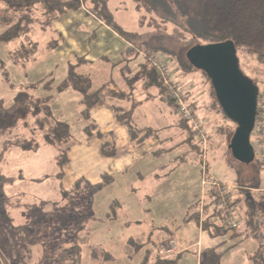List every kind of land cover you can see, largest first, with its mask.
I'll return each instance as SVG.
<instances>
[{"label":"rangeland","instance_id":"rangeland-1","mask_svg":"<svg viewBox=\"0 0 264 264\" xmlns=\"http://www.w3.org/2000/svg\"><path fill=\"white\" fill-rule=\"evenodd\" d=\"M110 10L113 20L124 30L129 34L137 33L139 36L137 38L138 42L143 41L151 47L162 48L172 55L173 59L177 58L181 63L186 61L187 52L190 47L195 45V42H191V36L183 31L181 27L165 21L166 17L162 12L159 16L144 11L138 13L133 0H111ZM74 16L75 18H73ZM89 17H83L81 13H69L66 17H62L58 21V28L62 27L64 29L62 33L65 37L59 47L51 49L46 54H41L43 56L35 61L26 59L15 62L12 55H10L11 48L15 43L12 45L1 44L0 103L4 104L5 107L12 106L16 95L24 90L35 97H43L45 94L55 92L59 94L56 88L68 74L67 60L74 56V51L78 56L88 55L89 59L96 60V66H106L103 58L97 59L101 54H107V52L102 48H95L102 31L96 27L97 20L92 16ZM141 19L143 25L140 23ZM4 31L5 27L0 25V34ZM32 38L42 47H46L49 42L59 38V32L55 28L46 32L36 28ZM76 44L77 48L73 47ZM107 55L109 58H105V60L108 62H105L108 64L109 60L115 62V58L111 54ZM172 58L168 59L170 64H172V61H170L173 60ZM239 60L249 77L262 87L264 85V66H261L255 58H247L243 54L239 55ZM134 61L142 63L144 58L142 55H137ZM132 69L134 70V66H132ZM188 72L198 75V78H194L189 84L184 85L186 87H181L182 85L178 82H175L174 85L179 87L180 90L182 89V97L186 102L189 101V104L192 102L191 108L194 112V121L201 122L203 130L206 132V147H202V149L198 146L202 151V160L206 172H209L213 177L212 179L218 180L224 186L235 183L240 177L256 175L261 179L262 187L260 190H251L247 187L240 188L237 185L233 187L231 191L232 200H240L239 205L244 207L242 213L249 210L246 206V200H249V203L253 205L255 216L251 219L246 214L248 216L245 215V219H242L243 224L227 236L211 238L207 234H203L200 237V232L196 227L197 224H190L187 229H190L191 233L186 235L185 239L190 243H196L200 240L202 244L201 247H195L186 252L183 255L182 263L197 264L200 254V264H203L204 251L218 247L220 252H224L221 264H251L247 254H252L255 250L256 252L259 251L261 246L264 250V210H262L264 209V164L260 163L255 156L248 164L233 156L228 145L235 132V125L226 120L219 109L212 86L205 74L195 69H190ZM49 76L53 79V90L50 93L46 92L43 86L34 88L35 83ZM141 78L140 76L138 80ZM166 88V93L170 97V91L167 86ZM185 96L188 99H185ZM198 97L200 98L196 103L197 106L193 104V101L197 100ZM61 100L63 101L61 105L66 109L69 108L73 115H75V111L79 110L77 103L70 100V97L64 98V96H61ZM199 107L201 112L198 114ZM174 111L176 112V109ZM76 123L77 127L81 126V123ZM28 135H30V132H22L19 129L9 134L5 140L15 137L26 138L29 137ZM194 143H198L196 132ZM42 146L41 152L37 154L26 155L27 157H23L19 162L13 159L16 162V168L21 169V173L27 180H36L45 176L50 178L51 175H56L58 172L54 163L56 149L45 143ZM172 157L174 156L166 155L162 159L168 161ZM23 186L29 189L27 192H32L31 197L34 198L38 195L44 196L43 191H50L52 186H57V181L51 180L42 186L39 183H24ZM82 186L75 193L76 196L64 200L63 205L58 206L50 203L47 207L26 208L23 217L24 224L20 231L12 229L13 226L18 224L15 216V220L13 216L12 218L10 216L5 218L6 222L3 221L0 208V227L4 236L10 240L8 252L14 264H67L59 260L60 256L65 250L70 251V248L78 243L81 247L82 261L80 264H92L90 257L94 249L100 258V262L96 264H140L141 253L134 251V247L128 243L131 238L140 244L147 239L146 235L148 233L146 230L148 226L147 228L144 227L145 225L143 226L145 214L140 212L139 205L143 200L141 198L143 193L137 192V196L128 198V194L124 196L118 192L117 188H110L101 194L95 193L92 202H89L91 192L85 186ZM122 187L123 185L120 186L121 190ZM208 197L209 194L207 199H209ZM115 201L121 203L122 209L112 205ZM206 204L205 201L200 209V217L202 211L204 214ZM85 217L90 220L88 226L91 227L90 229L86 228L84 232H80L81 219ZM200 217L199 224L201 222ZM203 218L205 220V216ZM213 221L216 220L212 219L211 222ZM250 222L255 224L254 228L248 227L252 225ZM202 227H204V221ZM185 230L183 227L179 235H183ZM236 234L241 235L238 237V235L235 236ZM255 236L257 237L254 238ZM198 250H200V253H198ZM56 254L57 261L54 262ZM176 255L179 254L175 253L168 257L171 258ZM106 256H110L112 260L104 261Z\"/></svg>","mask_w":264,"mask_h":264},{"label":"crops","instance_id":"crops-1","mask_svg":"<svg viewBox=\"0 0 264 264\" xmlns=\"http://www.w3.org/2000/svg\"><path fill=\"white\" fill-rule=\"evenodd\" d=\"M69 13H81L83 17L90 16L83 9ZM69 13L64 16L66 17ZM96 23V27L102 31V35L97 39L95 48H102L107 54H111L115 58V62L109 60L108 64L105 58L109 57L104 53L97 60L103 58L106 66L99 67L96 66V60L89 59L88 55L78 56L74 53L75 51L73 52L74 56L67 60L68 65L69 62L75 63L80 58L84 59L85 63L81 66L80 72L89 75L93 79L95 87L102 88L100 101L90 112V121H86L82 117L83 106L80 104L81 96L77 92L67 90L62 93L57 91L59 94L55 92L44 95L53 97L51 108L54 117L67 123L71 128L74 143L69 153L70 162L63 169H60L56 151L54 155V163L58 169L56 175H51L50 178L45 176L36 180H27L21 173V169L16 168V162L13 159L19 162L23 157H27L26 155L41 152L44 142L40 138L41 147L34 152H23L18 148H13L4 156L0 164L2 173L12 179V182L4 189L6 203L3 212L8 217L11 216L10 218L13 216L14 220L16 218L18 224L12 229L20 231L24 224L23 217L26 208L47 207L50 203L58 206L63 205L64 200L76 196L75 193L78 190H75V186L79 182L82 181L81 186L83 185L90 190V186L99 185L103 182L104 177H109L112 181L98 192L99 194L110 188H117L118 192L124 196L128 194V198L137 196V192L143 193L141 195L143 200L139 205L140 212L145 214L143 226L145 225L146 228L148 226L146 230L147 239L140 244L131 238L128 243L130 246H133L134 243V246L136 244L145 246L137 251L142 256L140 264L144 261L152 245L157 244L160 247L169 238L175 239L181 245L183 244L184 249L178 253L181 255L179 264H183V255L192 248L201 247L202 244L200 240L196 243H190L185 239V236L191 233L190 229H187L190 224H197L200 237L207 234L214 238L206 231L201 230L195 219L192 220L189 217L197 210L200 211L205 201L207 203L210 187L203 186L202 181L213 177L209 172H206L205 164L201 160L195 161L197 158L196 150L187 148V134L183 130L181 118L162 99L159 87L151 82L147 74L143 73L142 64L144 61L142 63L135 62V56L126 53L129 48L127 39L100 21L97 20ZM54 28L63 35V38L65 37L62 33L64 29L58 28V22ZM73 47L77 48V44ZM132 66H134L135 71ZM171 66H173L172 78L181 84V87H186L184 85L189 84L194 78H198L196 74H184L174 65ZM138 76L142 78L138 80ZM61 96L70 97V100L77 103L79 110L75 111V115L69 108L66 109L61 105L63 103ZM199 98L193 101L194 105L198 106L196 103H198ZM117 109L129 113L141 134L144 135V132L152 130L153 135L143 143L135 144L126 127L117 120ZM199 112H201L200 107L197 113L199 114ZM76 122L81 123V126L77 127ZM87 129L91 130L90 133H87ZM105 145H108L106 150L115 152L114 156H107L103 153L102 150ZM166 155H173L174 157L168 161L162 159ZM186 155H188L189 161L184 160ZM51 180L57 181V186H52L50 191L44 190V196L38 195L33 198L31 197L32 192H27L29 189L23 186L24 183H39L42 186ZM121 185H123L122 190L120 189ZM228 186L232 191L236 182L228 184ZM35 198H37L36 201ZM112 205L122 209L121 203L118 201ZM88 225H90V220L86 217L81 219L80 232L86 231V228L90 229L91 226ZM183 227L186 230L183 235H179ZM5 238L10 247L9 238ZM74 246L80 247V244ZM199 251L198 253H200ZM255 253L256 250L252 254H247L250 262ZM198 257L197 264H200V254ZM90 258L92 264L100 262L95 249ZM110 260H112L110 256L104 258V261ZM53 261H57V254ZM64 262L73 264L72 260H65Z\"/></svg>","mask_w":264,"mask_h":264},{"label":"trees","instance_id":"trees-1","mask_svg":"<svg viewBox=\"0 0 264 264\" xmlns=\"http://www.w3.org/2000/svg\"><path fill=\"white\" fill-rule=\"evenodd\" d=\"M109 2L110 0H0V25L5 27V31L0 34V45H12L15 43L10 52L15 62L26 59L35 61L40 56H43L41 54H46L51 49L59 47L63 40V35L59 33V38L57 40L49 42L46 47H42L41 44L34 41L32 38V34L35 32L36 28H40L45 32L51 30L65 14L83 9L88 15L127 39L130 45L127 49V54L137 56L142 52L149 58L158 55H162L166 59L172 58V55L165 52L162 48L151 47L148 43L143 41H141V43L138 42L137 38L139 36L137 33L129 34L126 32L113 20ZM133 3L138 13L144 11L159 16L162 12L166 17L165 21L172 22L176 26L181 27L183 31L191 36V42H195V45L190 47V50L199 45L231 41L235 45L238 58L240 54H243L247 58H255L261 66H264V0H133ZM140 23L143 25L142 19ZM185 57L186 61L183 63H181V61L179 62L177 58H172L173 60H170L172 61L171 65H174L181 73L190 74L191 72H188V70L197 69L190 63L187 54ZM83 63H85V60L81 58L75 63L69 62L68 74L57 86V91L62 93L67 90H72L80 94V104L83 106L82 117L84 120L90 121V112L99 103L102 88L95 87L93 79L89 75L80 72ZM172 67L173 66H170L169 73L171 74V82L175 84V80L172 78ZM240 67L243 73L249 77L241 63ZM142 68L143 73L147 74L148 78L150 77L151 82L159 87L162 99L175 110V102L167 95V88L162 78L156 72L155 68L150 65L147 59H144ZM48 78L35 83L33 85L34 88L43 86L45 91L50 93L53 90V79L50 76ZM253 82L258 88L260 87L259 83L254 80ZM185 97V99H188L187 96ZM52 100L53 97L50 95L35 97L24 90L16 95L12 106L5 107L4 104L0 103V164L4 156L13 148H18L23 152L38 151L41 147L40 138H42L45 144L56 149L57 163L60 169H63L69 164V153L74 143L71 128L67 123L57 120L54 117L51 108ZM188 102L189 101H187V103ZM219 109L221 110L220 106ZM179 117L181 118L183 130L187 134V148L193 151L196 150L197 158L195 161L201 160L203 162L202 151L200 147H198V143H194L196 131L188 120L180 115ZM224 117L226 120H229L225 115ZM117 120L126 127L131 136V140L135 144H141L148 137L153 135L152 130L144 132V135L141 134V131H139L134 124L132 117L123 110L117 109ZM235 127L237 129L236 125ZM19 129L22 132H30V135H28L29 137H15L5 140L9 134ZM90 131V129H87V133H90ZM231 140L228 147L230 146ZM107 147L108 145L103 147V153L107 156H114L115 152L106 150ZM188 159L189 157L186 155L184 160L189 161ZM11 180V178L6 177L2 173L0 168V208L2 210L1 216L4 222H6L5 218L8 217L3 212V207L6 203L4 189L12 182ZM111 181V178L104 177L101 184L90 186L91 196L89 197V202H92L95 193L103 190ZM82 183V181L79 182L75 186V190H80ZM236 185L240 188L247 187L251 190H260L262 187L261 179L256 175L240 177L236 181ZM208 198L204 209L205 220L203 231H206L214 238L227 236L231 231L238 229L243 224L242 219H245L246 214H248L251 219L255 216L253 205L249 203V200H246V206H248L249 210H246L244 212L245 214L242 213L244 211L243 205H239L240 200H235L234 205L238 209L239 225L236 228H226L224 226V222L227 218L225 210H215V206H217L218 203L217 191L215 188L210 187ZM248 215H246V217ZM189 217L192 220L195 219L199 225V210ZM212 219L216 221L211 222ZM254 225L255 224H252L248 227L254 228ZM237 235L239 237L241 234H236L235 236ZM256 237L257 236L254 238ZM132 245L136 252L145 247L140 244L134 246L135 243ZM8 248L6 238L0 227V249L9 257ZM157 249V244L152 245L142 264L180 263L181 255H176L171 258L161 257ZM223 256L224 252H220L218 247L207 249L204 251L203 264H221ZM59 260H72L73 264H80L81 247L73 246L70 248V251L65 250ZM251 264H264V250L262 246L259 251L255 253L251 260Z\"/></svg>","mask_w":264,"mask_h":264},{"label":"water","instance_id":"water-1","mask_svg":"<svg viewBox=\"0 0 264 264\" xmlns=\"http://www.w3.org/2000/svg\"><path fill=\"white\" fill-rule=\"evenodd\" d=\"M187 58L206 74L222 112L237 126L229 148L235 158L248 164L255 156L251 136L259 88L241 70L235 45L231 41L199 45L187 53Z\"/></svg>","mask_w":264,"mask_h":264},{"label":"built area","instance_id":"built-area-1","mask_svg":"<svg viewBox=\"0 0 264 264\" xmlns=\"http://www.w3.org/2000/svg\"><path fill=\"white\" fill-rule=\"evenodd\" d=\"M130 46V45H129ZM140 55L144 59H147L151 66H153L156 72L160 75L165 86L168 87L170 91V96L176 106V112L182 116L184 119L188 120L197 133L198 146L206 147L207 138L206 132L202 128L201 122L194 121V112L192 111L191 104L187 103L183 99V94L179 87L175 86L171 82V74L169 73L170 62L168 59L162 55H158L153 58H149L145 53L140 52ZM251 144L254 149L255 157L258 161L264 164V85L259 87V94L257 99V114L255 127L251 136ZM203 149V148H202ZM205 151V150H204ZM203 186L213 187L217 191L218 203L215 206V210L224 209L226 213V220L224 226L226 228H236L239 225V216L238 209L234 205L235 201L232 200L231 188L224 186L219 183L217 180L212 178H207L202 181ZM203 211L201 212L199 228L202 230V223L204 221ZM184 249L183 244H179L175 239H169L168 241L163 242L158 248V254L161 257H168L172 254L180 253ZM0 264H13L11 259L7 256L5 252L0 249Z\"/></svg>","mask_w":264,"mask_h":264}]
</instances>
